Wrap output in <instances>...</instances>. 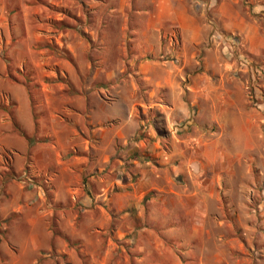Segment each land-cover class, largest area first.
Wrapping results in <instances>:
<instances>
[{
    "label": "rangeland",
    "instance_id": "1",
    "mask_svg": "<svg viewBox=\"0 0 264 264\" xmlns=\"http://www.w3.org/2000/svg\"><path fill=\"white\" fill-rule=\"evenodd\" d=\"M161 1L0 0V264H212L217 247L232 264H264V0L227 5L257 23L250 37L220 30L209 5V31L184 37ZM148 63L166 66L167 79L179 82L187 118L163 113L176 102L139 72ZM129 113L139 129L117 144L101 175L114 176L119 161L126 173L142 160L191 159L201 192H220L218 217L228 225L212 232L229 241L205 233L198 247L178 245L155 222L162 206L147 196L129 205L120 192H87L82 177L66 197L49 192V178L40 183L36 142L59 135L56 157L68 159L75 146L97 160L103 150L89 145L87 121L119 128ZM35 234L37 245L27 238Z\"/></svg>",
    "mask_w": 264,
    "mask_h": 264
},
{
    "label": "crops",
    "instance_id": "2",
    "mask_svg": "<svg viewBox=\"0 0 264 264\" xmlns=\"http://www.w3.org/2000/svg\"><path fill=\"white\" fill-rule=\"evenodd\" d=\"M161 2L165 5L162 9L164 16L168 22L171 21V23L179 26L181 34L184 37H192L199 34L204 35L209 31V26L204 22V10L207 5H209L208 9H210L215 24L220 30L232 34L235 33L241 37H250V31L257 30L258 27L257 23L250 20L249 14H245L242 11V8L227 7V5H240L241 0H226L220 3L218 7L214 0L210 2L207 0H162ZM140 71L146 73L147 79L151 83L163 88L168 87L172 91L170 97L173 102H176V106L171 110L163 108V113L168 111L167 116L179 117L181 120L187 118L186 105L182 102L183 94L178 91L180 87L179 82L176 80L174 83H171V79H167V77H170L169 69L159 63H148L141 65ZM161 74H164L162 78ZM168 85L172 86L169 87ZM191 94L194 93L191 92ZM110 113L107 114L109 117ZM102 115L100 117H103ZM87 116L91 117L92 114H87ZM107 119L109 120V118ZM87 122L91 124V130L95 135L90 137L91 139L88 141L89 145L92 149L103 150L102 156H98L97 160L77 154L75 146H71L73 153L68 159L63 160L56 157L54 154L58 153L57 148L60 147L62 149L64 147L63 141H59V138H63L59 135H57V141L49 140L46 143H35L33 165L40 176V183L43 181L41 178L44 176L47 177V180L44 179V181L48 182L49 178L51 186L49 192H54L56 196L63 195L66 197L68 192L75 191L74 180L81 181L82 177L83 180L85 179L82 186L86 188L87 192H97V196L102 197L105 192H120L119 194L116 193L117 197L121 198L124 196L128 198L127 202L129 205L133 204L136 200L139 202L144 196L149 197V201L152 203L160 204L163 209L161 213L162 220H154L157 222V225L163 222V227L166 225L167 228L171 229L169 234L172 236L169 237H172L178 245H182L183 243L189 245L190 242H194V246L198 247L205 233H207L208 237L217 236L219 244L229 241L228 237L212 232L213 228L221 229L228 224L218 217V211L221 207L219 203L220 192H211V188L209 187L210 192H201L203 187L202 177L198 168L195 169L194 166H198L199 164H193L191 159L187 157H181L182 159L179 164L174 163L170 157L163 158L160 162L154 164L142 160L131 166V172L129 170L124 173V168H121V161H119L120 166H115L110 170L114 174V176H111V179L110 177L101 175L103 174L101 171L109 166L111 159L115 156L118 149L117 144H121V146L127 145V141L139 129V122L134 121L133 115L130 113L125 115L124 124L119 128L116 126L108 128L105 125L99 126L97 125L96 118H91ZM149 134L152 135V132L149 131ZM69 138L70 136L67 137V142L70 141ZM21 145V149L27 147L24 141ZM56 168L59 169L62 177L69 175V179L60 180L56 173L58 171ZM179 174L181 176H178ZM131 175L133 179H131ZM177 177L180 178L179 181H177ZM4 185L5 183L2 184V187ZM76 190L77 192H81V188L79 187ZM41 192H46L43 183L39 186V194ZM21 194L24 195L25 193L21 192ZM2 195L3 192H0V197ZM26 197L28 196L26 195ZM12 210L19 212L21 208L17 210L16 207H13ZM10 211L11 209L5 212L1 210V214L6 215ZM54 212H56L55 209ZM175 213L183 215L187 223L177 224L180 220H175L170 216H173ZM27 224L32 226L34 221L27 219ZM185 225L187 226L185 227ZM176 229H178L177 231L180 230L179 234L174 231ZM181 229H189L191 233L186 234L187 231L184 232ZM27 238L31 239L33 245L39 243L37 234L35 236L29 235ZM215 250L216 257L211 259L214 262L212 264H232L231 260L222 254L219 247Z\"/></svg>",
    "mask_w": 264,
    "mask_h": 264
},
{
    "label": "trees",
    "instance_id": "3",
    "mask_svg": "<svg viewBox=\"0 0 264 264\" xmlns=\"http://www.w3.org/2000/svg\"><path fill=\"white\" fill-rule=\"evenodd\" d=\"M15 126H17V125H15ZM11 173H12V174H15L14 170H12V167H11Z\"/></svg>",
    "mask_w": 264,
    "mask_h": 264
}]
</instances>
